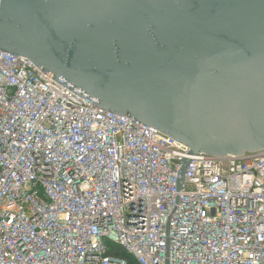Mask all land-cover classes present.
<instances>
[{
  "label": "built area",
  "instance_id": "built-area-1",
  "mask_svg": "<svg viewBox=\"0 0 264 264\" xmlns=\"http://www.w3.org/2000/svg\"><path fill=\"white\" fill-rule=\"evenodd\" d=\"M0 50V264H264V148L196 152Z\"/></svg>",
  "mask_w": 264,
  "mask_h": 264
},
{
  "label": "water",
  "instance_id": "water-1",
  "mask_svg": "<svg viewBox=\"0 0 264 264\" xmlns=\"http://www.w3.org/2000/svg\"><path fill=\"white\" fill-rule=\"evenodd\" d=\"M0 50L191 151L264 148V0H0Z\"/></svg>",
  "mask_w": 264,
  "mask_h": 264
},
{
  "label": "trees",
  "instance_id": "trees-1",
  "mask_svg": "<svg viewBox=\"0 0 264 264\" xmlns=\"http://www.w3.org/2000/svg\"><path fill=\"white\" fill-rule=\"evenodd\" d=\"M110 253L115 257L125 260L127 264H136L132 256L118 249V247L110 246Z\"/></svg>",
  "mask_w": 264,
  "mask_h": 264
}]
</instances>
